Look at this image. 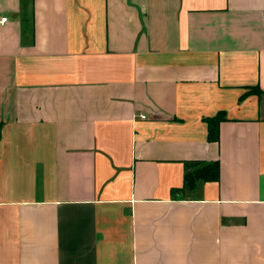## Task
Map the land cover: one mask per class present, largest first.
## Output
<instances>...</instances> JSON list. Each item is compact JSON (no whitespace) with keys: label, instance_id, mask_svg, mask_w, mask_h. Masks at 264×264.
<instances>
[{"label":"crops","instance_id":"0c3cea01","mask_svg":"<svg viewBox=\"0 0 264 264\" xmlns=\"http://www.w3.org/2000/svg\"><path fill=\"white\" fill-rule=\"evenodd\" d=\"M0 9V264H264V0Z\"/></svg>","mask_w":264,"mask_h":264},{"label":"trees","instance_id":"16d2710c","mask_svg":"<svg viewBox=\"0 0 264 264\" xmlns=\"http://www.w3.org/2000/svg\"><path fill=\"white\" fill-rule=\"evenodd\" d=\"M222 114H219L213 119H209V138L213 141L219 140V122L223 120ZM194 165H198L194 171H191L190 165H187V172L185 174V184L189 187H193L198 179L203 180H218L220 176V163L219 161L204 162L196 161L192 162Z\"/></svg>","mask_w":264,"mask_h":264},{"label":"built area","instance_id":"2783aa9c","mask_svg":"<svg viewBox=\"0 0 264 264\" xmlns=\"http://www.w3.org/2000/svg\"><path fill=\"white\" fill-rule=\"evenodd\" d=\"M9 20V17L0 9V24H5Z\"/></svg>","mask_w":264,"mask_h":264},{"label":"rangeland","instance_id":"374dc122","mask_svg":"<svg viewBox=\"0 0 264 264\" xmlns=\"http://www.w3.org/2000/svg\"><path fill=\"white\" fill-rule=\"evenodd\" d=\"M190 166H191V167H190V168H191V169H190L191 171H194L196 168L199 167L198 165H194V164H191Z\"/></svg>","mask_w":264,"mask_h":264}]
</instances>
